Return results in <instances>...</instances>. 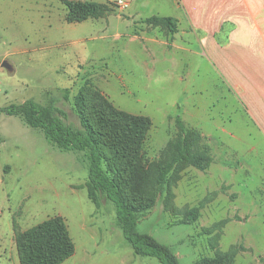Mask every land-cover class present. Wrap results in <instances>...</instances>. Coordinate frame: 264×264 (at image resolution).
Instances as JSON below:
<instances>
[{
  "label": "rangeland",
  "instance_id": "1",
  "mask_svg": "<svg viewBox=\"0 0 264 264\" xmlns=\"http://www.w3.org/2000/svg\"><path fill=\"white\" fill-rule=\"evenodd\" d=\"M107 2L111 9L103 17L71 23L61 0H0V264H20L17 229L26 230L55 215L66 219L76 244L75 254L62 264H162L157 258L134 254L116 223L111 201L97 206L90 200L88 163L82 152L60 150L42 130L3 110L28 99L43 105L54 99L67 113V121L79 126L74 98L90 77L118 107L152 113L156 126L152 152L159 153L168 140L164 106L145 108L131 98V42L127 36L112 37L118 31L131 33V5L120 9ZM135 5L148 14L160 8L171 11L169 4L154 0ZM5 59L14 73L1 66ZM199 175L194 170L180 184L181 201L192 202L185 184ZM251 183L248 194L242 186L248 204L236 202L233 207L239 213L241 205L248 211L243 230L254 241L252 250L239 240L238 227L230 231L223 226L224 219L238 224L239 215L224 207L227 195L222 193L217 195L218 207L206 206L192 224L180 223L181 215L166 211L159 200L140 218L138 228L171 246L181 264L213 255L216 239L220 249L237 247L234 264H264L256 254L264 248V210L257 206L256 180Z\"/></svg>",
  "mask_w": 264,
  "mask_h": 264
},
{
  "label": "crops",
  "instance_id": "2",
  "mask_svg": "<svg viewBox=\"0 0 264 264\" xmlns=\"http://www.w3.org/2000/svg\"><path fill=\"white\" fill-rule=\"evenodd\" d=\"M154 1L169 4L171 11L160 8L148 14L135 7L148 0H131V33L112 36H127L131 42V98L145 108L164 106L168 140L154 156L152 113L131 111L152 121L144 140V161L159 160L171 140L196 130L211 163L204 170L190 166L182 172L174 186L175 203L179 208L198 206L200 219L203 208L218 207V194L227 195L222 203L239 215V222L224 219L223 226L230 231L238 227L239 240L252 250L254 241L243 230L248 211L241 205L239 213L233 205L248 204L242 186L248 194L256 180L257 206L264 210V0ZM153 16L175 18V32L149 24ZM194 170L200 175L184 183L192 202L181 201L179 186ZM221 188L226 192H218ZM256 254L264 262V248Z\"/></svg>",
  "mask_w": 264,
  "mask_h": 264
},
{
  "label": "trees",
  "instance_id": "3",
  "mask_svg": "<svg viewBox=\"0 0 264 264\" xmlns=\"http://www.w3.org/2000/svg\"><path fill=\"white\" fill-rule=\"evenodd\" d=\"M67 8L68 22L103 17L108 2L61 0ZM149 24L175 32V18L153 16ZM67 97V96H66ZM54 99L46 105L33 99L3 108L18 115L32 128L44 132L47 140L62 151L82 152L88 163L86 188L97 206L111 201L117 211V225L133 252L141 257L157 258L162 264H181L171 246L138 228L140 218L162 200L164 209L180 216V223L192 224L200 217V208H179L174 186L190 166L207 169L211 157L203 137L188 130L169 142L159 160L147 164L143 158L146 132L152 121L116 107L89 77L79 87L74 104L80 125L67 121V113ZM215 228V226H213ZM209 232H212L208 228ZM20 264H62L76 252L66 219L55 215L26 229L16 230ZM214 254L191 264H234L237 247L223 251L218 239L212 243Z\"/></svg>",
  "mask_w": 264,
  "mask_h": 264
},
{
  "label": "built area",
  "instance_id": "4",
  "mask_svg": "<svg viewBox=\"0 0 264 264\" xmlns=\"http://www.w3.org/2000/svg\"><path fill=\"white\" fill-rule=\"evenodd\" d=\"M110 2L114 3L118 8L125 9L128 7L131 0H109Z\"/></svg>",
  "mask_w": 264,
  "mask_h": 264
},
{
  "label": "water",
  "instance_id": "5",
  "mask_svg": "<svg viewBox=\"0 0 264 264\" xmlns=\"http://www.w3.org/2000/svg\"><path fill=\"white\" fill-rule=\"evenodd\" d=\"M1 66L4 67L9 73H14V67L9 59L3 60Z\"/></svg>",
  "mask_w": 264,
  "mask_h": 264
}]
</instances>
